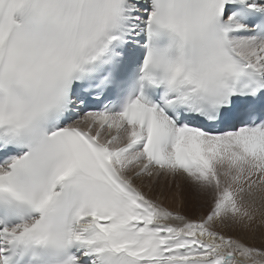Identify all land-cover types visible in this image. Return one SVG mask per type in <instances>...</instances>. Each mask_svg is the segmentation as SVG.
Wrapping results in <instances>:
<instances>
[{
	"label": "snow or ice",
	"instance_id": "snow-or-ice-1",
	"mask_svg": "<svg viewBox=\"0 0 264 264\" xmlns=\"http://www.w3.org/2000/svg\"><path fill=\"white\" fill-rule=\"evenodd\" d=\"M261 227L264 0H0V264H264Z\"/></svg>",
	"mask_w": 264,
	"mask_h": 264
},
{
	"label": "rangeland",
	"instance_id": "rangeland-1",
	"mask_svg": "<svg viewBox=\"0 0 264 264\" xmlns=\"http://www.w3.org/2000/svg\"><path fill=\"white\" fill-rule=\"evenodd\" d=\"M161 183L163 184L164 181H161ZM154 195L158 196L159 191ZM160 198L164 200L166 205L176 207L177 209H180L186 200L191 199L190 195L185 191L180 181L173 182L171 180L167 182L165 195Z\"/></svg>",
	"mask_w": 264,
	"mask_h": 264
},
{
	"label": "bare ground",
	"instance_id": "bare-ground-1",
	"mask_svg": "<svg viewBox=\"0 0 264 264\" xmlns=\"http://www.w3.org/2000/svg\"><path fill=\"white\" fill-rule=\"evenodd\" d=\"M174 206V205H173ZM176 208V207H175ZM258 223H259V221H258ZM259 231H264V227H261L260 229H259ZM258 242V241H257Z\"/></svg>",
	"mask_w": 264,
	"mask_h": 264
}]
</instances>
